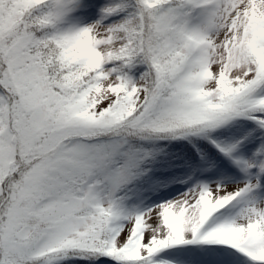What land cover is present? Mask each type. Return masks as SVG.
<instances>
[{
    "label": "snow or ice",
    "instance_id": "1",
    "mask_svg": "<svg viewBox=\"0 0 264 264\" xmlns=\"http://www.w3.org/2000/svg\"><path fill=\"white\" fill-rule=\"evenodd\" d=\"M0 264H264V0H0Z\"/></svg>",
    "mask_w": 264,
    "mask_h": 264
}]
</instances>
